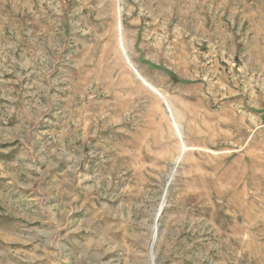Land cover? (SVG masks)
I'll return each instance as SVG.
<instances>
[{"label": "rangeland", "instance_id": "obj_1", "mask_svg": "<svg viewBox=\"0 0 264 264\" xmlns=\"http://www.w3.org/2000/svg\"><path fill=\"white\" fill-rule=\"evenodd\" d=\"M0 264H264V0H0Z\"/></svg>", "mask_w": 264, "mask_h": 264}]
</instances>
